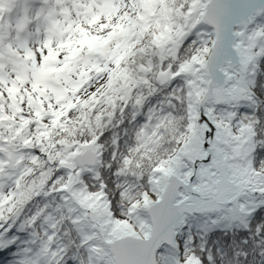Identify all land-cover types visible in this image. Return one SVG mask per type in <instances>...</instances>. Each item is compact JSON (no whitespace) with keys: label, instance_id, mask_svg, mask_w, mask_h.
<instances>
[{"label":"snow or ice","instance_id":"snow-or-ice-1","mask_svg":"<svg viewBox=\"0 0 264 264\" xmlns=\"http://www.w3.org/2000/svg\"><path fill=\"white\" fill-rule=\"evenodd\" d=\"M0 264H264V0H0Z\"/></svg>","mask_w":264,"mask_h":264}]
</instances>
